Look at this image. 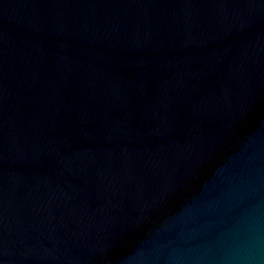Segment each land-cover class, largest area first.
Returning a JSON list of instances; mask_svg holds the SVG:
<instances>
[{
    "label": "water",
    "instance_id": "obj_1",
    "mask_svg": "<svg viewBox=\"0 0 264 264\" xmlns=\"http://www.w3.org/2000/svg\"><path fill=\"white\" fill-rule=\"evenodd\" d=\"M0 264H264V0H0Z\"/></svg>",
    "mask_w": 264,
    "mask_h": 264
}]
</instances>
